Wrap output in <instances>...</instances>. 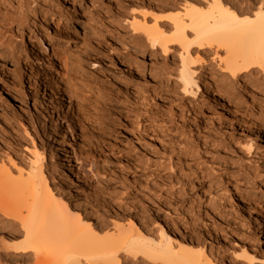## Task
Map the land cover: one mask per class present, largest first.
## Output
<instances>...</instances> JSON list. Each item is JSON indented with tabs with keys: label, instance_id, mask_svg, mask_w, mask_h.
Returning a JSON list of instances; mask_svg holds the SVG:
<instances>
[{
	"label": "rangeland",
	"instance_id": "rangeland-1",
	"mask_svg": "<svg viewBox=\"0 0 264 264\" xmlns=\"http://www.w3.org/2000/svg\"><path fill=\"white\" fill-rule=\"evenodd\" d=\"M16 1L0 0V16H15L4 26L8 47L0 42V131L7 127L21 150L34 142L49 152L51 122L34 106L29 66L43 68L50 61L48 74L59 77L67 94H75L73 103L81 104L80 114L75 112L81 120L76 149L89 165V184L80 188L74 179L70 196L55 175L53 191L82 215L109 214L121 206L119 215L132 214L139 224L143 215L151 228L162 223L178 239L199 235L219 253L214 264H260L248 262L243 253L258 259L264 254V204L250 202L247 216L237 195L246 189L264 193V72L244 84L216 70L206 78L211 87L216 79L231 82L240 103L214 85L191 97L181 92L176 73L164 69L179 63L174 52L163 58L132 40L129 4L143 0H72L71 14L51 13L50 37L69 39L58 53L41 51L38 44L45 41L44 8L34 11L43 0H22L23 14L11 16L4 6ZM59 2L49 0L53 9H60ZM110 35L119 37L109 47ZM255 127L262 130L249 137Z\"/></svg>",
	"mask_w": 264,
	"mask_h": 264
},
{
	"label": "bare ground",
	"instance_id": "bare-ground-1",
	"mask_svg": "<svg viewBox=\"0 0 264 264\" xmlns=\"http://www.w3.org/2000/svg\"><path fill=\"white\" fill-rule=\"evenodd\" d=\"M71 1L53 0L60 3V9L51 8L49 0L37 2L34 13L40 12L38 6L44 8L41 12L45 41H38L41 51L51 49L52 53H58L67 45V36L50 37L47 20L51 13L60 10L71 14ZM22 6L25 4L18 0L4 8L11 16H17L23 14ZM129 6L128 27L134 44H139L140 48L145 44L153 53L158 50L163 58L172 52L177 55L179 63L164 69L176 73L183 94L191 97L197 92L204 94L214 85L216 92L240 103L242 99L231 82L226 83L221 77L211 87L206 78L211 73L217 74L213 71L216 70L226 74L228 80L244 84L264 72V0H169L153 5L143 0L131 2ZM147 19L151 25L147 24ZM14 20L15 16H0V42L7 47L4 26ZM59 22L60 19L56 20V28ZM118 37H106V45L115 44ZM118 43L119 48H124V43ZM50 66L48 61L43 68L29 66L28 69L34 106L51 122L47 135L49 152L45 144L35 145L34 142L31 148L24 147L21 152L19 141L9 129L0 131V264H214L219 253L207 248L199 235L189 234L178 239L168 233L162 223H156V229L151 228L143 215L140 224L132 214L119 215L117 210H121V206L109 214L82 215L78 206L69 205L57 190L53 191L55 188L50 181L53 182L55 175L59 179L57 184L70 196L73 180L83 188L89 184L90 175L82 151L76 149L79 101L75 100L74 104L75 94L68 95L64 82L48 74ZM260 130L261 127L250 129L249 137L258 135ZM47 161L49 177L44 167ZM237 196L247 216L252 211L251 203L263 207L264 193L246 189ZM91 211L98 213L93 208ZM261 215L255 218L258 222L263 220ZM244 253L248 262L255 260L264 264L263 253L261 259L248 255L250 252Z\"/></svg>",
	"mask_w": 264,
	"mask_h": 264
}]
</instances>
